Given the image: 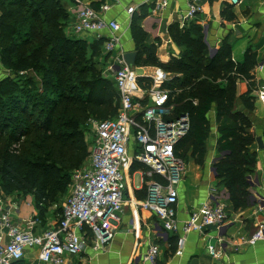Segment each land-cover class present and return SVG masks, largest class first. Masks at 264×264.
I'll return each mask as SVG.
<instances>
[{
	"label": "trees",
	"instance_id": "16d2710c",
	"mask_svg": "<svg viewBox=\"0 0 264 264\" xmlns=\"http://www.w3.org/2000/svg\"><path fill=\"white\" fill-rule=\"evenodd\" d=\"M11 3L14 8H6L5 0H0V36L20 34L28 26L25 35L31 38L21 43L27 42L26 46L0 48V61L10 71L0 77V189L14 192L15 199L32 197L41 215L66 192L71 172L88 156L83 128L90 120L113 117L119 98L114 79L111 84L94 64L104 54V38L66 34L62 22H70V14L61 0ZM98 6L97 2L92 7ZM226 12L227 8L222 14L232 18ZM142 17L133 13L130 22L136 65H158L180 74L169 82L175 89L174 114L187 111L190 125L175 146L176 154L186 160L189 152L197 164L203 163L209 136L207 112L214 106L216 147L224 152L213 164L215 177L233 209L243 208L257 155L250 147L254 141L250 121L235 106V83L247 80L248 90L239 97L249 111L250 92L255 89L254 57L247 50L244 62L234 63L226 40L210 50L202 27L191 22L186 28L170 27L181 52L162 63L154 48L144 43L145 32L137 25ZM97 91L98 96L93 95Z\"/></svg>",
	"mask_w": 264,
	"mask_h": 264
},
{
	"label": "crops",
	"instance_id": "0c3cea01",
	"mask_svg": "<svg viewBox=\"0 0 264 264\" xmlns=\"http://www.w3.org/2000/svg\"><path fill=\"white\" fill-rule=\"evenodd\" d=\"M63 1L70 14L71 23L75 18L74 5L71 0ZM153 1L111 2L112 6L106 12L105 19H114L120 23L121 29L118 35L123 53L136 50L130 34V22L132 14L135 13L143 14L137 25L145 32V45L154 48L156 58L162 63L168 62L172 55L178 56L181 49L171 38L170 27L186 28L191 22L202 27L204 40L210 50H216L222 41L226 40L230 45L231 59L234 63H243L247 50L254 57L255 65L251 69V74L255 89L250 92L253 99L250 100L252 108L249 111H246L248 109L239 97L248 90L247 80L240 78L235 83L237 109L250 121L249 131L254 138L250 147L257 155L253 173L250 175L247 203L243 208L234 210L226 189L218 184L213 164L224 155V152L216 147L218 138L216 122L209 123V134L212 135L205 142L203 163L197 164L190 153H186L184 172L177 185V202L173 206L177 222L175 229H166L163 222L154 214L138 207V202L147 197L148 184L152 180L163 181L157 175L152 178L147 177L143 174L147 169L144 165L131 162L125 170L127 199H124L118 220L114 223L112 239L99 251L92 250L88 244L77 255L65 254L64 262L65 264H148L143 260V255L150 244H156L159 247L158 264H264V240L253 245H243L235 251L230 245L233 237H246L252 234L256 229V219H264V208L256 217L253 216L257 197L264 196V105L257 98L258 89L264 88V0H239L235 5L230 4L228 0H200L201 9L192 20H185L182 17L185 12L184 0H169L167 7L162 10H154ZM90 2L92 6L97 3L96 0ZM130 6L134 7L132 14L126 12ZM226 8V13L232 14V18H226L222 14ZM109 34V30L104 31V35L109 36ZM87 39L95 38L89 36ZM155 68L164 70L158 65L144 64L136 65L134 71L137 76L149 82L148 78ZM133 175L139 176L137 187L132 186ZM68 192L69 186L66 192L56 202L47 206L41 215L38 214L30 196L7 200L9 216L15 225L29 229L34 234H41L56 226ZM216 201L225 205L227 213V221L220 230L212 226L204 229L203 232L182 230V222L192 211L205 203L213 204ZM86 237L91 238L87 230ZM217 237L225 240L226 249L223 256L213 258L208 252L207 245L215 244ZM177 250H180V254L176 253ZM10 264L47 263L40 262L38 249L33 247L27 248L21 259Z\"/></svg>",
	"mask_w": 264,
	"mask_h": 264
},
{
	"label": "built area",
	"instance_id": "2783aa9c",
	"mask_svg": "<svg viewBox=\"0 0 264 264\" xmlns=\"http://www.w3.org/2000/svg\"><path fill=\"white\" fill-rule=\"evenodd\" d=\"M74 5V20L71 32L76 36L104 38L103 53L118 93L117 113L103 121L90 120L94 135L88 146L84 163L70 174L69 192L61 208L55 227L41 234L15 225L7 209L0 201V264H10L22 258L27 248L38 249V259L47 264H65L64 255H77L89 244L94 251L105 247L114 236V223L122 210L123 190L126 187L125 170L131 162L144 165L147 177L159 176L163 182L152 180L147 187V197L138 202V207L150 211L163 222L166 229L176 228L174 205L177 202V185L184 172V159L176 154L175 146L189 129L187 111L174 114L173 91L169 86L170 76L161 68H155L148 78L137 76L134 67L123 59L118 32L121 25L114 19H105L111 2L96 0L98 8L90 0H71ZM183 18L192 20L200 11V0H184ZM237 4L239 0H228ZM169 0H154V10L167 7ZM134 7L126 12L132 14ZM109 30L110 34L104 35ZM262 68V66H259ZM257 98L264 105V88L258 89ZM195 104V101H192ZM253 216L264 208V196L257 197ZM227 221L223 203H205L192 211L182 222L184 232H203L209 226L220 230ZM86 230L91 238L86 237ZM207 249L213 258L225 253L226 242L217 237ZM264 240V219H256L255 231L246 237H233L232 250L243 245H253ZM181 243V240H179ZM180 254V250L176 251ZM159 247L150 244L143 260L158 264Z\"/></svg>",
	"mask_w": 264,
	"mask_h": 264
},
{
	"label": "rangeland",
	"instance_id": "374dc122",
	"mask_svg": "<svg viewBox=\"0 0 264 264\" xmlns=\"http://www.w3.org/2000/svg\"><path fill=\"white\" fill-rule=\"evenodd\" d=\"M5 2L7 4L6 8H14V4L11 3V0H5ZM61 2L64 4L65 1L61 0ZM0 14H1V10H0ZM68 22L69 21H66L65 23L62 22V27H63V30H64V32L66 34H70L71 33L70 22L69 23ZM31 23H32V20H31ZM23 29L26 30L25 32H28V30H29L28 26H25ZM25 32H21L19 34V31H18V32H14V34H8V35H6L4 37L0 36V48L1 47H8V46H26V45H23V44H26L27 42L23 43V44H21V43L23 42V40L26 37L31 38V36L28 35V34L25 35ZM180 52H181V49L179 51V54H180ZM106 61H107L106 55L103 54L98 59L94 60V64H95V66L97 68L101 69V75L104 78H106L108 81H110L111 84H112L113 83V75H112V71L113 70H112L111 67L109 69L108 65L106 66ZM8 70L9 69H6L5 66L0 61V77H3L5 75H7L8 73H10V71H8ZM164 70L169 74L170 80L173 78L174 75H176L178 77L180 76L179 73H175L173 71L166 70V69H164ZM216 82H218V80ZM173 85L175 86V85H177V83L174 82ZM93 95L98 96V91L93 93ZM236 103H235V106L237 107ZM210 110H211L210 112L209 111L207 112L208 122L212 123V124H215V120H213V116L215 115V114H213V111H215L214 106H212ZM211 135L209 134V136H208V138L206 140H209V137ZM83 136L85 138V142L87 143V145L90 146L93 143V140H94V135L92 133V128H91L90 125H87L85 128H83ZM249 180H250V177H249ZM132 186L133 187L139 186V176L138 175H133V177H132ZM10 199H12V200L15 199V193L11 192V191L6 192V191L0 189V201L2 203H4V204H7L6 201L10 200Z\"/></svg>",
	"mask_w": 264,
	"mask_h": 264
},
{
	"label": "water",
	"instance_id": "95a60500",
	"mask_svg": "<svg viewBox=\"0 0 264 264\" xmlns=\"http://www.w3.org/2000/svg\"><path fill=\"white\" fill-rule=\"evenodd\" d=\"M136 57H137V51L136 50H130V51L123 53V59H124L126 65H128L130 67H134L136 65ZM123 199H127L126 188H124V190H123Z\"/></svg>",
	"mask_w": 264,
	"mask_h": 264
}]
</instances>
